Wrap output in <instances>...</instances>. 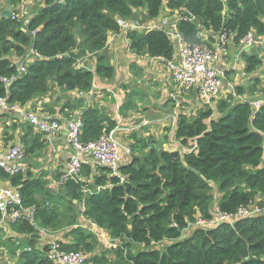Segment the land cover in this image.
<instances>
[{"label": "trees", "instance_id": "16d2710c", "mask_svg": "<svg viewBox=\"0 0 264 264\" xmlns=\"http://www.w3.org/2000/svg\"><path fill=\"white\" fill-rule=\"evenodd\" d=\"M41 2L26 23L18 20V15L0 19V97L7 90L10 105L24 107L43 99L51 86L62 94L88 93L95 76L111 80L114 67L104 52L108 36L119 34V20L136 18L140 9L145 11V21L161 16L165 9L186 11L184 16L194 20L179 22L178 31L189 45H207L199 36L202 30L211 35L232 34L236 46L250 32L264 38V0ZM126 37L136 56L173 61L175 48L163 32L129 31ZM210 40L213 43L212 37ZM30 50L40 59L6 87L4 81L16 71L10 56L20 58ZM242 53L246 74L263 70L264 61L257 52ZM93 56L94 67L89 70L88 60ZM250 81L254 83L249 90L252 96L260 81ZM244 93L242 87H236L235 95L219 99L215 109L202 105L189 114L180 113L173 138L183 153L157 147L154 140L145 143L142 135L131 132L127 138L130 161L121 164L116 173L85 164L78 177L53 188L44 175H8L25 208L34 210V224L20 220L11 225V232L18 236H0V253L16 259L15 264H53L46 256L48 247L36 249L37 239L30 237L42 229L52 234L67 231L64 238L68 243L59 241L61 249L86 254L85 264H264V214L215 228L192 227L198 217L212 219L214 187L219 195L218 212L226 216L264 200V105L255 112L248 101L236 100ZM135 97L126 94L118 110L120 116L135 110ZM70 101L65 100L63 110L79 109L83 103ZM82 121L84 143L117 127L94 107L84 111ZM33 146L40 148L39 137ZM31 150L25 144L26 156ZM79 204L83 205L82 214ZM79 216L118 241L113 263L106 253H96L97 236L79 224ZM190 229V234L184 233ZM134 246L139 250L132 252Z\"/></svg>", "mask_w": 264, "mask_h": 264}, {"label": "crops", "instance_id": "0c3cea01", "mask_svg": "<svg viewBox=\"0 0 264 264\" xmlns=\"http://www.w3.org/2000/svg\"><path fill=\"white\" fill-rule=\"evenodd\" d=\"M40 7L41 5L25 20V23L30 17L35 15ZM5 8H10L12 10V5H5V3L0 0V13ZM144 13L145 11L142 12V14ZM166 13L167 11H162V14ZM136 14L137 11L134 16ZM202 36L203 40H206L208 46H214L216 50L218 49V34L211 35L208 31H203ZM210 37L214 39L213 43L210 40ZM241 51V47L236 46L233 42H229L225 49H219L218 58L214 64L215 69L220 75L221 85L217 93L218 95L216 96L221 98L226 92L227 94L225 96L231 94L236 87H241L244 81L248 79L249 81L256 78L260 79L256 92L260 86H263L262 79L264 77V68L262 71L258 70L251 75L246 74L244 72L245 62L243 61V53ZM254 51L258 53L262 60L264 59L263 47L254 48L249 51L248 54H251ZM104 52H106L109 58V64L114 67V76L111 80L101 79L95 76L92 88L88 93H78L74 91L62 94L58 88L51 86L50 94L47 97L32 100L26 106L20 107L23 112L33 110L41 119H51L52 121H56L61 127L59 133L56 135L45 136L37 132L29 125V122L19 111L0 112V153L8 152L17 143H21L23 147L27 144V148L32 150L26 156L23 148V158L19 162L23 167L22 172H24V174L30 172L35 177L44 175L43 178L49 183L51 188H53V183L57 182V177H59L60 174L62 175L67 169V163L71 154V148L67 141V131L73 120L77 116H82L86 109L94 107L103 112V116L110 117L114 120L117 124L115 137L119 142L121 136H127L131 132L144 135V131L139 130L146 127V124L149 122H152L153 124H160V122H162V125H164L166 123L165 121L172 117V114L169 113V107H173L175 104V102L171 100L173 98L170 96L173 82L169 67L164 60L149 58L146 55L136 56L131 53L126 34L117 36L109 35ZM10 59L11 61H15L17 58L12 54ZM177 60L178 55L177 52L174 51L173 61ZM94 61V56L89 57L88 64H90L92 68L94 67ZM128 93H133L134 96L136 95L134 101L135 110L131 109L126 111V116L122 117L118 110L120 105L126 100V94ZM255 94L252 96L246 94L249 97H246L245 99H262L264 97L263 92L258 95ZM58 98H60V100ZM68 98L73 100L70 101V103H75V101L81 100L83 102L82 106H80L79 109L63 110V104ZM180 98L191 106L200 107L204 105L198 97L196 90H190L186 92L184 97ZM167 131H169V128L166 129V132ZM174 131L175 126L173 128V133ZM166 134L167 133L164 134L163 140L166 138ZM37 137H39L41 143L40 148L39 146H33ZM168 141L170 142L171 140L169 139ZM125 143L129 145L130 142L129 140L126 142L121 140L120 142L122 154L121 164L130 161V154H128L129 152L125 149L128 145ZM173 144L174 142L171 146H173ZM164 150H180L181 153L185 151L179 147L178 143H175L174 147H171L170 149L165 148ZM3 187L13 186L11 184L10 176L0 169V188ZM216 197L219 199V195ZM79 205L78 212L79 214H82L83 205L82 207ZM213 214L215 217L216 214L214 211ZM79 217L78 222L80 225L82 221L83 224L89 223L87 226L81 225L82 227L88 228V230L94 232L96 236L97 234L103 235V238L97 236L98 246L96 248V253H106L109 263H113L116 257L114 249L116 248L118 241L110 240L104 230L97 228L95 224L91 223L83 216ZM186 231L187 235L191 233V229ZM8 233L9 236H18L11 232V225L8 227ZM65 234L63 232L60 233V235H55L56 237L53 238L58 239V241L63 243H68V238H64ZM21 237L24 236L19 235V238ZM49 240L50 238L38 239L35 248L40 250L43 247H46L45 245ZM2 252L3 253H0V264H11L8 255L5 254L4 251Z\"/></svg>", "mask_w": 264, "mask_h": 264}, {"label": "built area", "instance_id": "2783aa9c", "mask_svg": "<svg viewBox=\"0 0 264 264\" xmlns=\"http://www.w3.org/2000/svg\"><path fill=\"white\" fill-rule=\"evenodd\" d=\"M165 11H167L166 14H161V16L155 19H148L146 21H140L136 18L131 20H119L120 33L116 34V36L126 34L129 31L146 33L148 31L157 30L163 32L173 44L178 55L177 61H166L176 91L196 90L200 100L210 104L217 95L221 85L220 75L215 69L214 63L218 58L219 49H225L227 44L232 42V34L228 36L226 33L221 35L218 34L219 44L217 50L214 46L205 44L189 45L185 43L181 33L178 31V23L181 21H193L194 18L191 16H184L183 13H186V11L182 12L169 9H165ZM15 17L13 13L12 19ZM202 33L203 30L199 34L200 37H203ZM256 43L264 44V38H257L253 32H250L243 38L239 47H241L243 51L244 47ZM39 59L40 56L30 50L26 55L12 61L15 65V76L11 77L9 80H5V86L7 87L11 81L21 78L26 73L27 66L34 62V60ZM7 100L8 91L6 90L5 96L0 97V112H21L22 116L25 117L32 127L45 136H54L59 133L61 127L56 121L47 122L39 118L37 113L33 110L23 112L20 108L21 106L17 104L10 105L7 103ZM242 101H248L255 112L264 105V97L262 99H244ZM82 128L83 121L80 115L73 120L67 131V141L71 148V154L66 171L60 175L58 182L53 183L54 187H58L59 184L68 179L78 177L82 166L85 164L107 167L113 173H116V170L121 165V145L115 137V130L108 134L101 135L97 140L84 143L81 140ZM23 148L21 143H17L8 152L0 153V169L10 176L21 173L23 167L19 162L23 158ZM217 203L218 199L214 196L212 209L216 214L215 217L211 209V213L213 214L212 219L205 220L203 217H198L192 227L215 228L217 225L224 222L231 223L235 219L252 218L264 214V200L249 208H239L234 216L220 214L217 209ZM33 215V209L25 208L18 188H0V234L8 233V227L20 220H28L33 225ZM37 230L38 232L36 234L40 235L42 238H50L49 242L45 245L48 247L46 256L53 264L86 263L88 259L86 254L78 251L66 252L61 249V244L58 239L53 238L56 237L55 234L47 230ZM97 236L103 238L102 234H97Z\"/></svg>", "mask_w": 264, "mask_h": 264}, {"label": "rangeland", "instance_id": "374dc122", "mask_svg": "<svg viewBox=\"0 0 264 264\" xmlns=\"http://www.w3.org/2000/svg\"><path fill=\"white\" fill-rule=\"evenodd\" d=\"M2 1L5 3V5H12V11H13L14 15L15 16L18 15L17 16L18 20L23 22L41 5L42 0H2ZM142 11L143 10H141V9L137 11L136 19L140 20V21H145L144 18L142 17ZM140 17H142V18H140ZM256 79H259V78H256ZM259 81H260V79H259ZM262 81H263V86H260L257 92L255 91L257 95L259 93H262V91L264 90V77H263ZM253 84L254 83L252 81H249V79L245 80L241 86L245 93L242 96L237 97L236 100H244L246 97H249L246 94H250L249 90H250V87L253 86ZM238 87H240V86H238ZM186 92H188V91L177 92L174 85L172 86V92H171L170 96L173 98L171 100L173 102H175L173 107L172 106L169 107V113L172 114V117H171V119L165 121L166 123L164 125H162V122H160V124H153L152 122H149L148 124H146V127L140 129L139 131H144V135H142V137L146 139L145 143L152 144L151 140H154L155 145L157 147H161L164 149L165 148L170 149L171 147L175 146L176 141L173 140L174 139L173 138V134H174L173 128L176 125L175 121H177L178 115L180 113L181 114H185V113L189 114L191 111L199 108L197 106H191L189 103L184 102L183 99L180 98V97H184ZM255 92H254V94H255ZM226 94H227V92H226ZM226 94H224L223 95L224 97L222 96L221 98L218 96H215L210 104H207L203 101L202 102L204 103V105H208L211 108L215 109L216 102L219 99L225 98ZM231 94L235 95V89L233 90V92ZM135 98H134V101H135ZM214 117H216V115H214ZM168 128H169V131L166 132V129H168ZM165 133H167L166 138L163 140V136ZM128 135L127 136H125V135L121 136L120 142H121V140L126 142ZM137 135L139 136V134H137ZM169 139L171 140L170 142L168 141ZM173 142H174V144H173V146H171V144ZM125 144L128 145L127 143H125ZM164 144H167V145H164ZM125 149L129 152V145L127 147H125ZM122 152H124V151H122ZM213 191L215 193V194L213 193V195L216 197L217 196L216 194H218V193H217L215 187H214ZM81 225L87 226V225H89V223L83 224V221H82ZM63 232H64V234L66 233L65 231H61V232L56 233L55 235H60V233H63ZM186 232L187 231H185L184 233H186ZM0 236L6 238V237H9V233L1 234ZM137 250H139L138 246H134L132 249V251H137ZM9 261L11 262V264H15L17 262L16 259H12V258H9Z\"/></svg>", "mask_w": 264, "mask_h": 264}, {"label": "water", "instance_id": "95a60500", "mask_svg": "<svg viewBox=\"0 0 264 264\" xmlns=\"http://www.w3.org/2000/svg\"><path fill=\"white\" fill-rule=\"evenodd\" d=\"M12 16H13V11L10 8H5L0 13V19H2V18L12 19ZM262 47H264V44H258V43H256V44H253L251 46L244 47L243 48V52L248 53L249 51H251L254 48H262ZM88 69L91 70L92 69V66H89ZM44 120L47 121V122L52 121L51 119H44ZM79 206L82 207V205H79ZM30 237L31 238H35L37 240L38 239H42V237L40 235H38V234H32Z\"/></svg>", "mask_w": 264, "mask_h": 264}, {"label": "clouds", "instance_id": "9594fccd", "mask_svg": "<svg viewBox=\"0 0 264 264\" xmlns=\"http://www.w3.org/2000/svg\"><path fill=\"white\" fill-rule=\"evenodd\" d=\"M220 80H221V78H220Z\"/></svg>", "mask_w": 264, "mask_h": 264}]
</instances>
